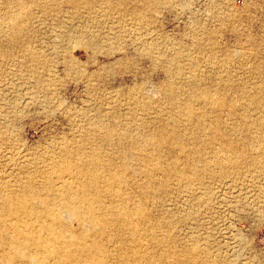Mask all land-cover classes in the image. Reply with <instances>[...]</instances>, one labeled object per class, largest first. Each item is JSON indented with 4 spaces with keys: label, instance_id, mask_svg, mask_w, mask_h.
Here are the masks:
<instances>
[{
    "label": "rangeland",
    "instance_id": "374dc122",
    "mask_svg": "<svg viewBox=\"0 0 264 264\" xmlns=\"http://www.w3.org/2000/svg\"><path fill=\"white\" fill-rule=\"evenodd\" d=\"M9 263L264 264V0H0Z\"/></svg>",
    "mask_w": 264,
    "mask_h": 264
},
{
    "label": "bare ground",
    "instance_id": "6f19581e",
    "mask_svg": "<svg viewBox=\"0 0 264 264\" xmlns=\"http://www.w3.org/2000/svg\"><path fill=\"white\" fill-rule=\"evenodd\" d=\"M189 110V109H188ZM97 159V158H96ZM64 165V164H63ZM66 166V165H65ZM70 167V166H69ZM66 168V167H65ZM71 168V167H70ZM64 169V168H63ZM114 173V172H113ZM116 173V172H115ZM34 176V175H33ZM79 176V175H78ZM92 176V175H91ZM107 177H108V175H107ZM63 178V177H62ZM78 178V177H77ZM120 180V179H119ZM120 181H122V180H120ZM70 185V184H69ZM110 185H112V184H110ZM82 187V186H81ZM89 188V187H88ZM60 191V190H59ZM78 191V190H77ZM114 191H115V189H114ZM7 198H8V196H7ZM16 201V200H15ZM37 202V201H36ZM38 203V202H37ZM124 203V202H123ZM44 205V204H43ZM72 206V205H71ZM111 206V205H110ZM112 208V207H111ZM123 209V208H122ZM51 213V212H50ZM2 214V213H1ZM69 214V213H68ZM73 216H76V217H78L77 216V214H75V213H73ZM67 217V216H66ZM112 217V216H111ZM68 219V218H67ZM66 219V220H67ZM75 219V218H74ZM74 219H72V220H74ZM78 219H79V217H78ZM44 221V220H43ZM50 221V220H49ZM49 221H48V223H49ZM9 222V221H8ZM3 224H5V223H3ZM39 224H41L40 222H39ZM54 225V224H53ZM86 225V224H85ZM88 226H89V224H88ZM48 227V226H47ZM36 229H38V228H36ZM65 229V228H64ZM31 230V229H30ZM63 232H65V230L63 231ZM10 233H11V231H10ZM50 233V232H49ZM58 233V232H57ZM69 233H70V231H69ZM52 234V233H51ZM56 235V234H55ZM69 235V234H68ZM23 240V239H22ZM25 241V240H24ZM47 241V240H46ZM68 241H69V238H68ZM66 244V243H65ZM38 246V245H37ZM67 246V245H66ZM11 249H12V247H11ZM10 249V250H11ZM34 249V248H33ZM13 251V250H12ZM41 251V250H40ZM43 251V250H42ZM21 252V251H20ZM22 252H24L25 253V250L24 251H22ZM9 254H11V253H9ZM29 254V253H28ZM96 255V254H95ZM87 256V255H86ZM26 258H29V257H27L26 256ZM88 259V258H87ZM29 260H31V259H29ZM53 260V259H52ZM35 262V261H34ZM33 262V263H34ZM135 262H136V260H135ZM38 263H39V261H38ZM10 264V263H9ZM64 264V263H63Z\"/></svg>",
    "mask_w": 264,
    "mask_h": 264
}]
</instances>
